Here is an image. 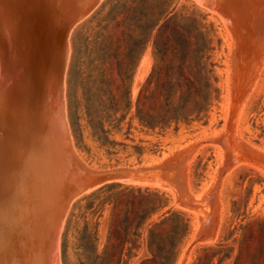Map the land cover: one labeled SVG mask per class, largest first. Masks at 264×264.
I'll use <instances>...</instances> for the list:
<instances>
[{"label":"rangeland","instance_id":"obj_1","mask_svg":"<svg viewBox=\"0 0 264 264\" xmlns=\"http://www.w3.org/2000/svg\"><path fill=\"white\" fill-rule=\"evenodd\" d=\"M170 1V13L194 12L208 26L212 48L208 63L214 64V71L208 111L164 130H151L134 118L139 90L154 65L150 43L127 72L124 89L118 88V73L123 67L115 61L111 40L119 39L120 29L126 28L115 25L112 19L120 12L121 18L125 10L111 12L112 0H101L69 29L68 135L84 167H80L85 171L83 179L80 176L81 183L83 180L94 186L66 208L56 264L82 263L79 245L86 223L91 233L96 232L93 248L102 251L111 204L107 202L102 207L98 202L108 198L107 191L131 188L159 195L157 201L162 209L154 217L177 212L183 219V238L169 264H264V0H234L230 11L238 10L237 14L228 13L232 21L226 18L225 22L196 0ZM247 1L252 6H247ZM123 2L126 0H120ZM229 22L234 31L228 28ZM237 26L241 28L238 30ZM241 29L245 31L239 33ZM231 32L236 37L244 36L238 37L241 44ZM82 76L86 79L82 80ZM96 86L102 91L93 92L91 89ZM120 93L125 98L117 104L111 95L118 97ZM76 96L78 102L74 103L79 106L82 123L85 98L95 100L94 107L109 131L113 148L100 147L88 130H84V141L78 147L70 124V106H74ZM162 158L168 159L163 163ZM102 187L105 192L93 200L94 196H90ZM92 201L98 208L94 215L88 208ZM146 240V229L131 236L121 264H140L150 258Z\"/></svg>","mask_w":264,"mask_h":264},{"label":"water","instance_id":"obj_2","mask_svg":"<svg viewBox=\"0 0 264 264\" xmlns=\"http://www.w3.org/2000/svg\"><path fill=\"white\" fill-rule=\"evenodd\" d=\"M101 0H0V264H55L80 192L66 39ZM223 22L234 0H196Z\"/></svg>","mask_w":264,"mask_h":264},{"label":"trees","instance_id":"obj_3","mask_svg":"<svg viewBox=\"0 0 264 264\" xmlns=\"http://www.w3.org/2000/svg\"><path fill=\"white\" fill-rule=\"evenodd\" d=\"M170 3V0H126L123 3L112 0L110 8L111 12L125 10L121 18L120 12L112 19L115 25L126 28L120 29L119 39L111 40L115 61L123 67L118 73L119 90L124 89L126 74L138 56L149 43L152 46L154 65L139 90L134 114L139 124L151 130H164L172 124L201 117L208 111L212 99L214 64L208 63L212 50L208 26L194 12L170 13ZM121 54L123 57H120ZM81 79L86 77L82 76ZM91 90L102 91L97 86ZM111 96L117 104H121L125 98L122 93L118 97L114 94ZM75 100L77 104V96L73 99L74 106H70V124L78 147L84 141V130H88L92 140L100 147L113 148L109 131L104 128L101 114L94 107L95 100L90 96L85 98L84 123ZM103 189L100 188L90 197L99 199L100 194L105 192L101 191ZM137 190L107 191L110 192L108 198L99 200L98 205L102 207L107 202L111 204L107 239L102 251L98 252L96 247L93 248L96 232L91 233L86 223L79 245L83 257L81 264H121L129 238L144 229L147 230V249L152 256L143 259L140 264L171 262L183 238L180 231L185 226L183 219L177 212L154 217L162 209L157 201L159 195ZM93 204L94 201L88 208L94 215L98 208ZM100 217L101 214L97 216L98 219Z\"/></svg>","mask_w":264,"mask_h":264},{"label":"bare ground","instance_id":"obj_4","mask_svg":"<svg viewBox=\"0 0 264 264\" xmlns=\"http://www.w3.org/2000/svg\"><path fill=\"white\" fill-rule=\"evenodd\" d=\"M235 1H237V0H235ZM235 1L233 2L234 4H235ZM238 1H241V0H238ZM242 1H243V0H242ZM249 1H250V0H249ZM243 2H244V1H243ZM247 2H248V1H247ZM247 2H246V3H247ZM249 3H250V2L247 3V6H252V3H250L251 5H250ZM232 5H233V4H232ZM235 6H236V5H235ZM256 7H257V6H256ZM236 8H237V7H236ZM246 8H247V7H245V6H244V8L241 6V9H245V10H246ZM233 9H235V8L233 7ZM238 9H239V8H238ZM235 11H238V10H234L233 12H232V11H229V13L231 12V14H232V13H234ZM241 11H242V10H241ZM239 13H240V12H239ZM239 13H238V16H239ZM255 13H256V12H255ZM235 14H237V12H235ZM235 14H232V15H235ZM256 15H257V14H256ZM256 15H255V16H256ZM84 16H85V15H84ZM84 16H83V17H84ZM228 16H229V14L227 15V18L229 19L231 15H230L229 17H228ZM83 17H82V18H83ZM234 17H236V16H234ZM240 17L242 18L243 16L240 14ZM256 17H257V16H256ZM256 17H255V18H256ZM82 18H80L79 20H81ZM230 19H231V18H230ZM236 19H237V18H236ZM236 19L234 18L235 21H239V20H238L239 17H238L237 20H236ZM256 19H257V18H256ZM79 20L75 21L73 24H75V23L78 22ZM240 20H241V19H240ZM230 21H232V19H231ZM242 21H243V20H242ZM242 21H239V22H242ZM236 23H237V22H236ZM226 24H227V23H226ZM228 24H230L231 26H229ZM228 24H227L228 28L231 29V28L233 27L232 24H231V22H229ZM234 24H235V23H233V25H234ZM260 25H261V24H260ZM235 26H236V25H235ZM235 26H234V27H235ZM239 26H240V24H239ZM239 26L236 27V28H238V30L241 28V27H239ZM262 26H263V25H262ZM72 27H73V26H72ZM231 30H233V29H231ZM235 30H236V29H235ZM233 31H234V30H233ZM233 31H232V32H233ZM236 31H237V30H236ZM236 31H235V32H236ZM243 31H245V29H243ZM243 31H242V29H241V31H238V32H239V33H242ZM232 32H231V34H232ZM235 32H234V33H235ZM238 32H237V34H238ZM234 33H233L232 35H235V36H234V37H235V40H236V38H237V40H239V41H238L239 44H241V43H240V39H241V38L243 39L244 36H242V37L240 38V35H241V34H240L239 36L237 35V36L240 38V39H238V37H236V34H234ZM244 33H245V32H244ZM244 33H243V34H244ZM246 35H247V34H246ZM249 41H250V40H249ZM235 42H236V44H235V43H234V44L237 45V44H238L237 41H235ZM244 42H245V41H244ZM250 42H251V41H250ZM239 44H238V45H239ZM258 44H259V43H258ZM247 45H248V43H247ZM245 46H246V44H245ZM249 46H250V45H249ZM239 47H240V46H239ZM233 48H234V47H233ZM246 48H247V46H246ZM238 49H239V48H238ZM238 49H237V50H238ZM240 49H243V47H240ZM240 49H239V50H240ZM244 49H245V47H244ZM249 49H250V48L248 47L247 50H249ZM237 50H236V51H237ZM239 50H238V52H239ZM232 52H233V51H232ZM238 52H237V53H238ZM240 52H241V51H240ZM247 52H248V51H247ZM261 52H262V51H261ZM261 52H260V53H261ZM237 53H236V54H237ZM236 54H234V55H236ZM240 54H241V53H240ZM68 55H69V47H68L67 44H66V64H67V60H68ZM232 56H233V55H232ZM236 57H237V56H236ZM238 57H239V55H238ZM239 58H242V56H240ZM239 58H238V59H239ZM244 58H245V57H244ZM255 58H256V57H255ZM238 59H237V60H238ZM242 59H243V58H242ZM250 59H251V58H250ZM260 59H261V58H260ZM263 59H264V58H263ZM242 61H243V60H242ZM252 62H253V61H252ZM238 63H241V62H238ZM238 63H237V64H238ZM254 63H256V62L254 61ZM241 64H242V63H241ZM250 66H251V65H250ZM249 70H250V68H249ZM253 72H254V71H253ZM231 76H232V75H231ZM251 77H252V76H251ZM255 79H256V77H255ZM257 79H258V78H257ZM248 82H249V81H248ZM249 83H250V82H249ZM250 84H252V83H250ZM255 84H256V83H255ZM246 85H247V84H246ZM252 86H253V85H252ZM229 89H230V88H229ZM250 91H251V90H250ZM227 92H228V91H227ZM227 95H229V94H227ZM230 95H231V94H230ZM242 98H243V97H242ZM226 99H227V98H226ZM245 99H246V98H245ZM228 100H229V99H228ZM228 102H229V101H228ZM227 104H228V103H227ZM244 104H246V103H244ZM240 105H241V103H240ZM227 107H228V106H227ZM240 110H241V108H240ZM242 112H243V111H242ZM228 119H229V118H228ZM230 129H231V128H230ZM220 130H221V129H220ZM223 130H224V128H223ZM218 133H219V132H218ZM68 134H69V133H68ZM230 136H231V135H230ZM68 139H69V135H68ZM69 140H70V139H69ZM240 140H241V139H240ZM70 142H71V140H70ZM70 144H71V143H70ZM236 144H237V143H236ZM229 145H231V144H229ZM189 146H190V145H189ZM71 147H72V145H71ZM251 147H252V146H251ZM72 149H74V148H72ZM74 151H75V150H73V152H74ZM74 154H75V152H74ZM244 154H245V153H244ZM251 154H252V153H251ZM167 156H169V155L167 154ZM75 157H76V160H77V162H78L79 168L81 167V168L83 169L84 167H82L83 165H82L81 160H79V158L76 156V154H75ZM237 158H238V157H237ZM167 159H168V158H162V160H161V159H160V160L164 163V161L167 160ZM184 163H185V162H184ZM158 165H159V164H158ZM146 166H147V165H146ZM181 167H182V166H181ZM81 168H80V169H81ZM145 168H146V167H145ZM82 169H81V171H82ZM83 171H84V170H83ZM83 171H82V174H81V175H82V177H81L82 179H83V174H84ZM84 172H85V171H84ZM90 172H91V171H90ZM185 173H186V171H185ZM89 174H90V173H89ZM84 180H85V179H84ZM165 180H166V179H165ZM167 181H168V180H167ZM83 182H84V183H83ZM161 184H162V183H161ZM164 184H165V183H164ZM170 185H171V183H170ZM93 186H94V183H88V182L85 183V181H83V180H82V183H81V179H80V192H79V194L76 195L73 199H75L77 196L81 195L82 193L87 192V191H88L89 189H91ZM170 187H171V186H170ZM175 190H176V189H175ZM185 193H186V192H185ZM191 195H192V194H191ZM73 199H71V200L68 202V205H67V206H69L70 202H71ZM72 202H73V201H72ZM263 202H264V201H263ZM67 209H68V208H67ZM65 211H66V210H65ZM65 214H66V213H65ZM65 216H66V215H65ZM64 218H65V217H64ZM63 223H64V222H63ZM58 262H59V261H58ZM55 264H56V263H55ZM178 264H179V263H178Z\"/></svg>","mask_w":264,"mask_h":264}]
</instances>
